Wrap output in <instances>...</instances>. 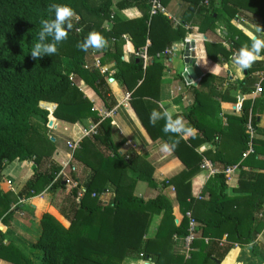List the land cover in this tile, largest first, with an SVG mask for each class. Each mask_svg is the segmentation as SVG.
<instances>
[{"label": "trees", "instance_id": "16d2710c", "mask_svg": "<svg viewBox=\"0 0 264 264\" xmlns=\"http://www.w3.org/2000/svg\"><path fill=\"white\" fill-rule=\"evenodd\" d=\"M170 1L163 0V5L167 6ZM180 1L183 12L178 17L179 23L174 25L163 15L150 18L148 0H122L116 5L118 11L136 8L141 17L127 21L116 17L112 20L111 29L106 31L101 26L105 21H110L113 0H0V182L2 172L9 164L18 161L34 165L33 175L18 195L7 188L4 192L0 190L1 223L8 225L12 202L34 198L43 192L55 194L66 188L65 179L60 175L61 167L48 159L49 155L46 157L49 160L48 167L41 170L42 157L37 155L39 150L35 149L34 152L31 149L36 141H49L45 136L48 117L53 115L55 119L69 124L89 119L97 125V135L85 139L80 149L74 152V159L91 172L83 180L72 174L77 188L70 190L58 209L69 227L64 228L48 213L42 215L40 235L33 246L40 252L37 263L14 244H5V236L0 230V260L9 264H122L125 258L141 256L153 264H217L222 263L235 247L247 246L250 256L264 264V243L257 242V236L264 235V139L254 138L251 142L254 153L245 159L242 157L250 144L246 134L250 117L255 133L264 137V131L257 129V119L264 109V100L259 103L243 102L238 120L236 157L226 160L222 170L205 185L210 195L213 216L194 218L198 225L197 233L201 230L200 241L196 244L199 251L190 252L189 259L181 256L165 258L162 254L174 236L183 238L188 234L186 214L194 201L190 194V179L197 172L201 158L189 141L191 146L178 133L164 131L166 119L156 120L155 123L150 120L152 111L144 100L149 95L147 91L158 87L164 71L162 60H156L154 56L166 49H173L174 42H182L191 32L185 26L205 36L212 33L216 24L223 19L230 25L233 18L241 14L239 7L257 14L261 19L259 27L264 30V0ZM53 3L66 4L74 10L76 15L71 18L72 28L67 38L56 45L57 52L54 55L33 59L30 51L37 42L40 21L54 18V14L49 11ZM77 18L79 22L75 21ZM92 18L94 21L88 24L87 19ZM96 19L102 24L93 23ZM78 28H81L80 33H76ZM232 29L231 42L227 47L229 52L223 50L220 53L235 55L237 60L240 51L251 49L253 42L240 31ZM91 32L100 34L108 43L102 62L115 63L118 72L112 78L131 93L132 108L148 135L152 140H164L177 158L190 169L188 173L176 176L167 183L174 187L183 215L179 224L174 218L173 206L165 195L147 202L133 197L132 191L137 182L155 187L151 173L141 168L137 157L125 158L118 153L120 144L112 142L111 121L99 117L94 105L70 79L71 75H75L84 81L98 95L106 111L114 105L106 77L84 67L89 50H82L81 45ZM124 35L129 37L134 51L146 48L151 57L150 63L138 59L129 63L122 60ZM206 51L209 55L208 47ZM245 69V79L237 83L244 95L250 94L259 84L257 74H264V63L252 61ZM212 78L211 75L203 77L200 85L207 86ZM45 103L55 105V110ZM201 109L197 96L184 118L198 139L216 145L215 138L222 133L203 125L199 117ZM214 160L211 159L212 162ZM234 165L259 169L261 172L252 177L254 187L250 195L238 199L240 205L232 211L229 207L234 200L224 194L228 177L223 170ZM118 168L120 172L112 203L104 205L99 197L106 191L110 175ZM125 172L131 176L127 184L123 181ZM163 186L166 187L165 183ZM80 190L82 196L78 197ZM92 194L96 197L93 198ZM153 210L163 212V218L155 237L146 239ZM223 234H226V240L222 244L220 240ZM206 238L209 239L207 244L204 243Z\"/></svg>", "mask_w": 264, "mask_h": 264}, {"label": "crops", "instance_id": "0c3cea01", "mask_svg": "<svg viewBox=\"0 0 264 264\" xmlns=\"http://www.w3.org/2000/svg\"><path fill=\"white\" fill-rule=\"evenodd\" d=\"M121 1L122 0H113V6L110 9L113 19L117 17L122 21H127L141 17V13L136 8L118 11L116 5ZM165 9L167 14L179 23L178 17L183 12L181 1L172 0L165 6ZM238 10L241 14L233 18L230 25L223 19L216 24L212 33L205 36H201L195 29L185 26V28L191 32L184 39L191 40V44L194 48V52L191 56L194 60L195 67L201 75L198 76L196 72H193L195 80L188 75V81L185 79V62L182 59L181 52L183 41L174 42L172 49L173 54L163 55L159 59L163 62L164 71L158 87H154L150 89V91H147L149 95L144 100L152 112L155 110L162 113L167 109L171 112L173 120L180 118L184 129L191 130L178 132V134L186 143L189 141L192 146L195 147V153L201 158V163L197 172L190 179V194L194 201L189 213H191L195 219L210 218L213 216L210 195L206 192L205 185L210 178L222 170L226 160H231L236 157L239 134L238 120L240 118L243 102L249 101L251 103H259L264 100V74H257V77L260 79L259 84H261L260 87L262 92H256V85L250 94L244 95L237 86V83L245 79L247 75L246 69H241L239 67L234 55L230 56L220 53L223 50L226 53L229 52L227 47L231 42L230 37L233 33L232 28L240 31L243 36L252 42H254V40L264 42V30L259 27L260 17L254 12H251V10H244L240 7ZM75 20L79 21V18ZM90 22H92V19H87V23L89 24ZM110 22H112V20H110ZM111 26L112 24L109 23V21H105L102 24V28L106 31H109ZM258 29L261 31H258ZM122 38L125 42L123 46V57H126L124 62L129 63L135 60L133 53L136 51L133 50L127 35L122 36ZM147 45H149V43ZM206 47L209 48V55H207ZM107 48L108 43L105 41L99 48L88 47L89 52L84 67L86 69H93L95 57H99L101 61H103L105 57L102 51ZM253 61L264 63V49L261 50L260 54ZM102 64L106 66L110 74L116 75L118 72L114 62L105 61L102 62ZM207 75H211L213 77L212 80L209 81L207 86H201V79ZM71 76L73 77L72 82L75 83L83 96L94 105L93 108L98 112L99 117L104 118L105 114L113 112V114L107 118L111 121L112 142L115 145L120 144L118 153L125 158L137 157V162L139 165L141 164V168H145L147 172L151 173L155 187H149L146 183L137 182L134 184L132 191L133 197L140 198L144 202H147L156 199L159 195H165L173 206V215L177 224H179L183 219V215L179 210L174 187L167 183L176 176L188 173L190 169L177 158L170 147H168V150H164L162 147L166 144L164 140L151 139L132 108L131 93L123 88L119 82L113 80V76L111 77L112 81L108 82V89L111 99L114 101V105L108 111H106L95 91L86 86L84 81L75 75ZM190 80L192 83L189 82ZM128 85L132 86L130 83H128ZM196 94L202 105L201 115L199 117L201 121H203V125L214 130H220L222 133L215 138L214 142L216 145L209 142H202L200 138L198 139L196 132L184 118L194 105L197 97ZM240 99H242V101H240ZM44 105L51 106L53 110H55L56 107L53 104L45 103ZM48 120L49 123L53 120L51 126L47 125L46 134L48 138H51L55 145H59L64 141L65 146L66 142L70 140H79L81 138V131L92 124L89 119L82 120L76 124H69L55 119L53 115H50ZM257 129L258 131H264V109L262 114L258 116ZM255 138L264 139L258 132L255 133ZM84 140H82V142ZM188 145L191 146L189 143ZM70 154L73 156L72 159H70ZM48 159L54 161L61 169L63 168L62 172L64 173L65 184L66 180H69L71 183L66 184L64 190H59L55 194L43 192L34 198L28 199L27 201L31 202L30 204L34 206V209H28L30 213L26 218H19L14 215L10 217L8 225L1 228L5 240L13 239L16 242L20 239V241L17 242L21 245L22 242L26 240H28V242H34V240L38 239L37 232L40 227V219L42 215L46 213L53 216L64 228L69 227V223L59 214L58 209L64 203L70 190L74 189L73 184L77 183L76 180L73 179L72 174H74L76 178L83 180L89 175L91 170L85 168L82 163H78L77 160L74 159V153H71V151L67 152L65 147H56V150ZM211 159L215 160L212 162ZM33 169L34 165L29 162L15 161L6 166L2 172V180L4 183L7 182V180L11 181L13 186L18 184V187L15 189L16 193H14L18 195L24 184L33 175ZM76 170H79L78 174L74 173L77 172ZM119 172V168L112 172L106 191L99 197V200L104 205H111L112 203L114 186L118 179ZM259 172H261L259 169L239 165L238 170L231 175L227 181V189L224 192L228 198L234 200L229 210L233 211L236 209L235 207L237 205H240L238 199L250 195V190L254 187L252 177ZM129 179L131 180L129 172H125L123 174V181L127 184ZM164 183L166 187L163 186ZM68 185H70V187ZM14 188L15 187L12 189ZM162 218L163 212L158 210L151 211L146 239L155 237ZM32 221L35 226L32 228L33 230L30 229V222ZM200 234L201 230H199V233L196 235L195 245L189 247L186 245L183 238L174 236L170 245L163 251V256L165 258L169 256H181L189 259L190 252L199 251L196 244L200 241ZM205 240L209 239H204V243L207 244ZM225 240L226 234H223V238L220 242H225ZM257 242L260 244L264 243L263 234L257 236ZM26 248L29 250L30 247L26 245ZM0 264L9 263L0 260ZM122 264L153 263L140 256L137 258H125ZM219 264L260 263L257 259L250 256L249 248L245 246L242 248L235 247L227 258Z\"/></svg>", "mask_w": 264, "mask_h": 264}, {"label": "clouds", "instance_id": "9594fccd", "mask_svg": "<svg viewBox=\"0 0 264 264\" xmlns=\"http://www.w3.org/2000/svg\"><path fill=\"white\" fill-rule=\"evenodd\" d=\"M49 11L54 14V18L42 19L40 21L41 30L37 34V42L32 45L30 55L33 59L42 58L44 56L51 57L57 52L56 45L67 38L68 31L72 28L71 18L76 15L74 10L66 4L53 3L50 5ZM258 31H261L258 29ZM104 43L103 37L91 32L81 45L82 50L88 47H101ZM264 49V42L254 40L251 49L244 48L240 51L236 63L241 69L247 68L250 63L256 59L261 50ZM162 107V106H161ZM166 119L165 132H182L191 131L184 129L180 118L173 120L170 111L165 109L162 113L153 110L150 120L155 123L156 120ZM164 150H168V145L162 146Z\"/></svg>", "mask_w": 264, "mask_h": 264}, {"label": "built area", "instance_id": "2783aa9c", "mask_svg": "<svg viewBox=\"0 0 264 264\" xmlns=\"http://www.w3.org/2000/svg\"><path fill=\"white\" fill-rule=\"evenodd\" d=\"M148 5H149V17H155L158 15H163L165 16L168 20H170L172 23H174V25H177L178 22L173 18L170 17L165 9V6L163 5V0H148ZM110 20H113V16L110 15ZM76 22H79L78 20H75ZM81 32V28H78L76 30V33H80ZM148 46V45H147ZM182 59H192L191 54L194 52V48L193 45L191 44V40L190 39H184L182 42ZM103 56L105 57V54L107 53V49H104L102 51ZM185 53H187V56H185ZM173 51L172 49H166L163 53L157 54L154 56V59L159 60L163 55H172ZM235 56V55H234ZM133 57L135 59L141 60L144 63H149L151 61V57L148 56L147 52H146V48H143L139 51H136L133 53ZM126 57H123L122 60L125 61ZM93 69L98 71L102 76L106 77L107 83L109 82L110 79H112L111 77L114 74H110L108 72V69L106 68V66H104L102 64L101 58L99 57H95L94 58V64H93ZM190 65L185 63V69H184V74L188 75L187 70L189 69ZM189 76V75H188ZM70 79L72 80L73 77L71 76ZM189 82L192 83V81L190 80ZM190 83V84H191ZM256 92L257 93H261L262 89L260 87V84L257 85L256 87ZM113 114V112H109L107 114H105L104 118H107L109 116H111ZM103 119V118H102ZM246 134L248 135L249 139H250V144L248 147V150L243 154V159H245L246 157H248L249 155H252L254 153L253 148H252V144L251 142L254 140L255 138V129L252 125V121H251V117L248 119L247 125H246ZM97 135V125L91 124L88 128L84 129L81 131V138L77 141L74 140H70L68 142H66V147L71 151V153H74L75 151L80 149V145L82 140L86 139V138H91L93 136ZM68 167V166H67ZM239 165H234L232 167H227L226 169L223 170V173L228 177L227 181L229 180V178L231 177V175L238 170ZM63 169V168H62ZM60 175L64 177V173L60 172ZM71 182L69 180H66V184H70ZM7 185H9L10 187L13 186V183L9 180H7ZM74 188H77V183L73 184ZM82 196V190L79 191L78 197ZM92 197H96L95 194H92ZM186 217L188 219V234L187 236L183 237L186 245L189 247L191 245L194 244L195 240H196V235L198 232V225L196 223V221L194 220L193 216L191 215V213H187ZM206 243H208L209 241L205 240ZM220 243H224V242H220Z\"/></svg>", "mask_w": 264, "mask_h": 264}, {"label": "rangeland", "instance_id": "374dc122", "mask_svg": "<svg viewBox=\"0 0 264 264\" xmlns=\"http://www.w3.org/2000/svg\"><path fill=\"white\" fill-rule=\"evenodd\" d=\"M92 21H94V18H92ZM98 22L100 23V21L98 19H96L95 22H93V23L97 24ZM109 23L112 24V22H110V21H109ZM100 24H102V23H100ZM64 68H65V71H66L67 68L65 66H64ZM45 136H47V134H45ZM35 143L33 145H31V149L34 150V152H36L35 149L36 150L37 149L39 150V153L37 155H41V157H42V160H40L41 161V164H42V165L40 164L41 165L40 166V169L41 170H44L45 168L48 167L49 160H46L47 159L46 157L49 156V155L51 156L54 153V151L56 150V147H59V148H64L65 147L67 149V152H70V150L65 146V142L64 141H62L59 145H55L52 142V139L49 138V141L47 140V141L41 142L39 140V141H36ZM27 145L29 147V144L28 143H27ZM72 158H73V156H72V154H70V159H72ZM67 169H68V167H67ZM76 171L77 172H74V173L75 174H78L79 173V170H76ZM17 185L15 184V186H11L10 187L9 185H7V182L4 183V181L2 180L0 182V190L4 192V190L7 188L8 191H11L12 193H16V190L15 189L18 187ZM68 186L70 187V185H68ZM13 187H15V188L12 189ZM27 200H25V201L24 200H17L16 202H12V204L10 205V208H9V212L12 213L11 216L14 215V216H17L19 218H26L28 216V214L30 213V212H28V209H34V206L32 204H30L31 202H29ZM9 222H10V218H9ZM30 224H31L30 229H32V228L35 227L34 224H33V221L30 222ZM4 226H6V225H4L3 223L0 222V230ZM39 226H40V224H39ZM33 233H34V231H33ZM37 235H38V238H39V235H40V227H39V231L37 232ZM37 240H34V242L33 241H29L28 242V240H26L25 242L24 241L22 242V245L19 244V242H17V241H20V239L17 240L16 242L13 239L12 240H4V243L5 244L6 243H11V244H14V245L17 244V245H15L16 247H18L22 252H24L34 263H37L38 256L40 255V252L37 251V250H35L33 248V246L37 242ZM207 241H209V240H207ZM26 245L28 247H30L29 250L26 248Z\"/></svg>", "mask_w": 264, "mask_h": 264}, {"label": "water", "instance_id": "95a60500", "mask_svg": "<svg viewBox=\"0 0 264 264\" xmlns=\"http://www.w3.org/2000/svg\"><path fill=\"white\" fill-rule=\"evenodd\" d=\"M185 56H187V53H185ZM184 62L190 65V67H189V69L187 70V72H188V75L191 76L193 80H195V79H194V78H195V75H194L193 72H196V74H197L198 76L201 75V74L198 72V70H197V68L195 67V65H194V64H195V63H194V60H192V59H191V60H190V59H185ZM184 77H185V79L188 81V79H187V75H185ZM109 81H112V79H110ZM240 98H241V97H240ZM240 101H242V99H240ZM48 125L51 126V122H50ZM217 264H219V263H217Z\"/></svg>", "mask_w": 264, "mask_h": 264}]
</instances>
